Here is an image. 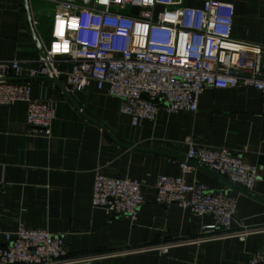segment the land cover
I'll return each mask as SVG.
<instances>
[{
  "label": "crops",
  "instance_id": "1",
  "mask_svg": "<svg viewBox=\"0 0 264 264\" xmlns=\"http://www.w3.org/2000/svg\"><path fill=\"white\" fill-rule=\"evenodd\" d=\"M204 1L182 4L197 8ZM226 1L234 7L232 38L264 46V0ZM56 9L47 0H28L27 12L23 0H0V60L37 67L41 56L32 32L47 44ZM22 80L30 98L50 102L56 116L44 137L26 125L25 102L0 106V246L5 233L23 228L62 237L69 254L95 255L93 264H247L255 254L264 256V97L254 88H207L195 113L160 109L153 122L134 127L119 100L93 83L70 100L46 79ZM91 120L105 123L117 142ZM187 141L225 148L254 167L258 177L250 193L256 198L198 164L182 174ZM97 174L139 183L144 203L135 217L92 207ZM160 176L182 177L234 198L232 228L244 229V239L204 236L211 217L177 204L157 205Z\"/></svg>",
  "mask_w": 264,
  "mask_h": 264
},
{
  "label": "built area",
  "instance_id": "2",
  "mask_svg": "<svg viewBox=\"0 0 264 264\" xmlns=\"http://www.w3.org/2000/svg\"><path fill=\"white\" fill-rule=\"evenodd\" d=\"M47 1L57 9L49 41L42 45L46 59L35 68L0 60V106L25 102L26 125L44 137L50 135L56 111L50 102L32 100L23 78L63 79L69 94L93 83L119 100L120 112L134 127L153 122L160 109L195 113L207 88L252 87L264 97V46L232 38L229 1L205 0L197 8L182 0ZM187 145L179 163L182 174L192 171L189 162H194L243 190L253 189L257 171L237 154L191 141ZM154 190L157 205L177 204L194 216L211 217L204 236L244 239V229L232 228L236 201L224 191L168 176H160ZM143 203L138 182L95 176L93 208L133 218ZM96 259L69 254L62 237L39 229L5 233L0 246V264H93ZM247 264H264V256L255 254Z\"/></svg>",
  "mask_w": 264,
  "mask_h": 264
},
{
  "label": "water",
  "instance_id": "3",
  "mask_svg": "<svg viewBox=\"0 0 264 264\" xmlns=\"http://www.w3.org/2000/svg\"><path fill=\"white\" fill-rule=\"evenodd\" d=\"M23 5H24V8H25V10L28 12V0H23ZM32 35H33V40H34V43H35V45L37 46V49H38V51H39V53H40V56H41V58L42 59H46V57H45V53H44V50H43V47H42V45H41V43H40V41L38 40V38L36 37V35H35V33L34 32H32ZM42 79H46V80H48V81H50V82H52V83H54L55 85H57L60 89H61V91L70 99V94L67 92V90L62 86V84L60 83V81L58 80V79H56L55 77H42ZM12 80V79H11ZM144 99L146 98V97H143ZM71 100V99H70ZM155 103L157 102V101H154ZM92 121V120H91ZM93 123H95L96 125H98L101 129H103L113 140H115L114 139V137L111 135V133H110V130L108 129V127L106 126V124L105 123H97V122H94V121H92ZM116 141V140H115ZM117 142V141H116ZM124 147H126V148H132V147H128V146H124ZM134 149H138V148H136V147H134ZM184 160V159H183ZM191 165H193V164H196V163H194V162H189ZM199 166H201V165H199ZM201 167H203V166H201ZM203 168H205V167H203ZM206 169V168H205ZM208 170V169H207ZM209 171V170H208ZM209 172H211V171H209ZM212 174H214L215 176H217V177H219L220 179H222V180H224L227 184H229V185H231L232 187H235V188H237V189H239V190H241L242 192H244L245 194H247V195H249V196H251V197H254V198H256L254 195H252L250 192H248V191H246V190H243V189H241V188H239L238 186H236V185H234L233 183H231L229 180H227L226 178H223V177H221V176H219V175H217V174H215V173H213V172H211Z\"/></svg>",
  "mask_w": 264,
  "mask_h": 264
}]
</instances>
